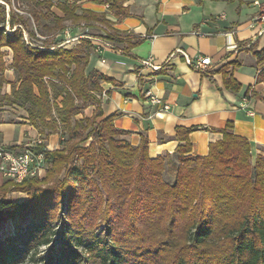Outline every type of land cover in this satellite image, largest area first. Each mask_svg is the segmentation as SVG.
<instances>
[{
    "label": "trees",
    "instance_id": "trees-1",
    "mask_svg": "<svg viewBox=\"0 0 264 264\" xmlns=\"http://www.w3.org/2000/svg\"><path fill=\"white\" fill-rule=\"evenodd\" d=\"M6 1L0 2V110L25 108L41 135L68 129L59 131L62 148L50 149L44 140L36 146L45 154L43 181L0 183V230L8 219L18 231L29 222L6 244L0 238V264L27 257L34 264H264V155L253 161L250 142L235 133L234 123H227L207 155H191L192 128L178 127L176 137L183 143L175 152L151 157L148 139L135 145L119 138L125 132L113 115L102 113L97 93L101 82L112 79L97 70L87 73L93 36L84 34L70 49L55 38L47 41L82 23L111 26L107 12H79L76 4L53 0H15L32 8V28ZM98 1L118 18L130 15L126 0ZM55 4L63 16L53 12ZM8 22L14 31H7ZM38 33L45 37L41 46L32 40ZM114 35L106 37L115 41ZM3 46L14 53L17 80L11 93L2 92L7 82ZM257 56L263 61L264 50ZM225 81L232 89L241 86L232 77ZM87 103L95 104L96 112L71 126ZM172 157L178 161L173 183L164 176ZM12 191L27 197L7 198ZM42 246L51 247L45 254Z\"/></svg>",
    "mask_w": 264,
    "mask_h": 264
},
{
    "label": "crops",
    "instance_id": "crops-1",
    "mask_svg": "<svg viewBox=\"0 0 264 264\" xmlns=\"http://www.w3.org/2000/svg\"><path fill=\"white\" fill-rule=\"evenodd\" d=\"M53 1L76 4L79 12H107L112 28L106 30L117 40L93 36L88 69L112 79L101 82L104 116L113 115L116 127L135 145L148 139L151 157L175 152L183 143L176 137L178 127L192 128L191 155H207L229 121L249 140L254 162L264 155V60L257 56L264 50V22L254 0H126L130 15L122 18L98 0ZM99 25L106 26L90 27ZM199 56H209L213 67H190L187 58ZM148 58L154 68L144 63ZM227 77L240 88H229ZM36 132L27 123L0 122V143L28 145L39 138Z\"/></svg>",
    "mask_w": 264,
    "mask_h": 264
},
{
    "label": "rangeland",
    "instance_id": "rangeland-1",
    "mask_svg": "<svg viewBox=\"0 0 264 264\" xmlns=\"http://www.w3.org/2000/svg\"><path fill=\"white\" fill-rule=\"evenodd\" d=\"M12 4H13V9L15 12L19 13L21 16H23L26 21L29 24V27H35L36 26V22L33 19L32 14L29 12L32 8L28 7L26 4L23 3H17L15 0H11ZM15 1V2H14ZM1 3H6V0H0ZM56 7H54L53 9L55 11L57 10V4H55ZM9 5L7 6V11H9ZM31 8V9H30ZM59 8V7H58ZM31 23V24H30ZM67 24L70 25V21H67ZM20 26V25H19ZM112 28L111 26H105L102 27L101 25L99 26H94V27H86L83 24L79 25V26H70L68 27L64 32H62L61 34H59V36H55V37H49V40H47L48 42H51L54 38L57 39V41L61 42L60 45L58 46H64L66 48H72L75 45H77L79 43V40L77 39L78 37L83 36L84 34H89L92 36H96V35H103V37H106L102 31L105 33H109L106 28ZM36 28V27H35ZM6 29L8 32L14 31L15 28H11L9 22L7 23ZM67 32H69V35L67 34ZM48 37V36H47ZM27 39H30L28 36H26ZM36 39H32L33 42L37 43V45H42L44 42L45 37L41 36L39 33L36 36ZM67 39H70L71 41L66 42ZM52 44V43H51ZM50 49H52L53 47H49ZM94 50V49H93ZM1 52L3 54V58L5 61V77H6V81L3 87L2 92L3 93H11L12 92V85L13 82H15L17 80V74L14 70V68L12 67L13 62H14V53L13 50L10 49L9 47L3 46L1 48ZM89 69L87 67V73H89ZM100 92L97 93V96L99 97ZM96 112V105L95 104H91V103H87L81 106L80 108V113L73 118L71 126H74V122L75 120H79L83 117H92L93 114ZM27 115L28 112L25 108L17 106V105H6L2 108V110H0V122L2 123H12V124H30L28 119H27ZM100 120H98L99 122ZM31 125V124H30ZM65 129V130H64ZM66 129H68L65 126H60V129H58V132H51V131H45L46 133H44L43 135L40 134L39 130H37L36 132V136L38 138L41 137L45 143L47 144V146L50 149H55V148H62L63 144L61 143V136L59 131H66ZM80 131V130H79ZM82 136H85V134L90 131V127H88L87 129H82ZM68 132V130H67ZM3 134L5 135V132H3ZM2 136V134L0 133V137ZM68 137V136H67ZM36 138V139H37ZM119 138L121 139H127V136L121 135ZM3 141V139L1 140ZM92 142V138L88 139L85 144L89 145ZM178 165V161H176L173 157L172 158H168L166 160V170L164 172V176L165 179L168 182H174L175 180V176H176V167ZM47 175V172L45 173V175L41 178H39L40 181H43V179H45ZM64 175V171L62 172V174H60L59 176L61 178H63ZM3 181H0V183H2ZM47 185V184H45ZM27 197V194L22 193V192H15L12 191L8 194L7 198L9 199H13V200H23ZM29 222L23 223L21 225V228L19 229V231H24V229L26 228V225ZM59 226H62L63 222L59 220ZM63 228V226H62ZM105 228L106 226L104 224H101V226L99 227V230L102 229V235L103 233L105 234ZM61 230V227L58 228V232ZM18 228L15 227V221L14 220H10L8 219L7 221H5L4 223L1 224V230H0V238L3 242H5V244L7 243V237H12V235H15L17 233H19ZM58 238V236L56 237ZM55 238V239H56ZM51 246H42L40 248V251H44L45 254L47 253V251L50 249ZM36 257V256H35ZM18 264H34V261L32 260V258H25L23 261H20Z\"/></svg>",
    "mask_w": 264,
    "mask_h": 264
},
{
    "label": "built area",
    "instance_id": "built-area-1",
    "mask_svg": "<svg viewBox=\"0 0 264 264\" xmlns=\"http://www.w3.org/2000/svg\"><path fill=\"white\" fill-rule=\"evenodd\" d=\"M254 4L263 9L258 19L264 22V0H254ZM67 34L69 35V32ZM81 37L77 39L79 40ZM69 41L71 40L67 39L66 42ZM179 52L183 51L180 49ZM151 60V58H148L144 63L154 68L155 66L152 65ZM186 61L190 67L200 71H207L210 67H213V61L209 56H199L195 60L187 58ZM150 94L151 92L149 91L147 95ZM152 101L155 104L161 103V99L158 97H152ZM164 108L168 109L169 106L164 105ZM41 143H43L41 137L34 143L24 146L11 145L12 147H8L0 143V177L4 181H12L14 183H21L25 179L43 177L47 170L45 154L43 151L36 149V146Z\"/></svg>",
    "mask_w": 264,
    "mask_h": 264
}]
</instances>
